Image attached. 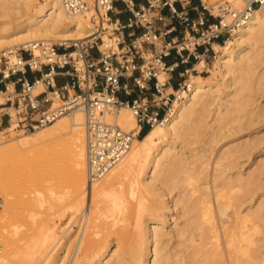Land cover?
I'll use <instances>...</instances> for the list:
<instances>
[{"label": "bare ground", "instance_id": "bare-ground-1", "mask_svg": "<svg viewBox=\"0 0 264 264\" xmlns=\"http://www.w3.org/2000/svg\"><path fill=\"white\" fill-rule=\"evenodd\" d=\"M93 35L88 14L70 17L53 1L0 0L1 48L35 40L69 46ZM102 39L105 42V36ZM218 50L214 64L222 83L200 75L187 78L188 89L167 122L135 138L128 153L100 180L87 179L81 109L29 135L15 137L8 129L11 139L0 141V188L11 182L13 190L36 194L18 203L52 208L45 182L51 178L67 183L70 201L59 197L55 214L61 216L69 208L71 223L85 215L69 250L70 238L58 237V221L39 210L38 217L33 215L23 232L18 231V239V233L12 236V256L24 254L27 264H264L258 250V244H264V199L254 210L249 208L264 189V128L242 142L220 146L248 126L264 125V105L251 94H264V5ZM221 86L224 97L218 94ZM129 110L120 109L114 120L120 128L136 131ZM104 117L111 122L110 116ZM61 136L67 137L59 155L45 157L44 149ZM245 158L253 167L242 173L240 160ZM1 213L2 237L4 214L11 213L14 223L24 214Z\"/></svg>", "mask_w": 264, "mask_h": 264}, {"label": "built area", "instance_id": "built-area-1", "mask_svg": "<svg viewBox=\"0 0 264 264\" xmlns=\"http://www.w3.org/2000/svg\"><path fill=\"white\" fill-rule=\"evenodd\" d=\"M60 4L68 16L88 14L93 33L86 41L56 44L35 40L0 48V131L34 132L58 118L81 109L85 114L87 179L100 180L154 125H164L174 106L183 99L185 81L172 88L161 72L173 70L165 59L174 52L184 62L187 51L197 61L214 51L213 44L226 40L246 24L264 0L199 1L193 8L197 17L178 10L177 0H146L136 6L133 0H41ZM129 12L121 22L115 4ZM168 10V16L163 10ZM176 19L184 27L179 40H167ZM106 24V25H105ZM111 27L109 37L115 46L104 42L102 34ZM129 30L126 42L120 34ZM140 30V32H136ZM202 47L201 53L198 48ZM185 70L186 77L189 72ZM58 78L64 79L61 84ZM129 107L136 131H124L105 115ZM1 207V200H0Z\"/></svg>", "mask_w": 264, "mask_h": 264}, {"label": "rangeland", "instance_id": "rangeland-1", "mask_svg": "<svg viewBox=\"0 0 264 264\" xmlns=\"http://www.w3.org/2000/svg\"><path fill=\"white\" fill-rule=\"evenodd\" d=\"M215 1H217V0H203V2H205L206 4H211V3L215 2ZM111 33H112L111 27L108 26V30H106L102 36H105V42H109L110 44H113L115 46V40H116V38H113L112 39L113 41L112 40H107V39L110 38L109 35ZM111 37H116V34H111ZM70 44L71 43H69V45ZM221 45H223V44H221ZM220 46H218V48H214V51L212 53L208 54L207 57H201V59L203 58V60H204L202 67L199 69V71L197 70V72H194V71L193 72H190L189 75L190 76L191 75H200V76L206 78V80H208V81L215 80V81H218V83H222L221 82L222 79L219 76V74L217 73V70H216V67H215V64H214V60H215L216 55L219 52L218 49H219ZM260 67L261 66H259L258 68H260ZM189 77H184V78L187 79ZM159 78L160 79H165L166 78V72H161L159 74ZM225 91H226V89L221 86V89H220V91L218 93L220 95V97H224V92ZM251 94H253V96L257 100L256 101L257 104L264 105V94L261 95V93L258 94V92L257 93L254 92V93H251ZM0 101H1V99H0ZM257 104H254V105H257ZM130 113H131V111H130ZM116 114H117V112L115 114H107L108 116L111 117V119H112L111 122H115L114 116ZM257 125H259V124H257ZM257 125H255V128H254V125L252 127L251 126H248V128L246 126L245 128H247V130L245 129V131L244 130H243V132L241 131L239 134H236V136L233 135V138L230 137V138L225 139L220 146H222V145H230V144L236 143V142H242V140L244 141V139L248 138L250 136V134L254 133L255 131H257L260 128H264V125H262V126L260 125L259 127H257ZM48 126H46V127H48ZM46 127H44V128H46ZM249 127H251V128H249ZM41 129H43V128H41ZM122 129H124L125 131H128L129 130V129H126V128H123V127H122ZM31 133L32 132L14 131L13 132V135L15 137H19V136L21 137V136H24V135H29ZM66 137L67 136H61V137H58V138L52 140L51 143L44 149L43 155L45 157H48V158L49 157H56V156H58L59 155V152L61 150V147H62V143H63L62 141ZM9 139H11V137L8 134V130H2V131H0V141L7 142ZM262 149H264V147H262ZM240 161H241V165L239 166V168H241L240 171L242 173L248 172L249 169H251L253 167V165H251L252 162L250 160L248 162V160H246V158H245V160L244 159H241ZM45 186H47V188L49 189V191H51L50 196H48V199L50 200V203L53 204L52 208H49V205H47L46 203L44 204V207H41V208H39V206H36V208H35V207L31 206V204H25V205H23L24 204L23 202H22V204H21V202L18 203V201H22L21 198L27 199V198H31L32 196L34 198V196H36V194L34 195V193H32L33 191L30 192L29 190H23V191L22 190L21 191L13 190L12 189V186H11V182L10 183L7 182L6 185H3L2 188H0V200H1L0 214H2L1 212H3V211H7V212L12 211V214H13V212L15 214L14 216H16L17 213H19V215H20L23 212V214H24L21 217L19 216L18 221L15 220V221H17V223H14V221H12V220H14L13 219V216H12V218L10 217L11 215L9 216V214H11V213H7V215L4 214L5 225H4L3 229H2V232L6 234V236L4 234L3 235L5 237H7V238H3L4 237L3 235H2V237L0 236V239L3 238L2 240L4 241V242H1L0 243V256L2 255L0 257V262H1L0 264H3V263L4 264H22V263L24 264V263H26V262H24L25 261L24 260V257H25L24 254H19V253L16 254L15 253V257L12 256V253H11L12 252V249L11 248H13L15 246V243L12 242L14 244V246L12 247V245H11V247H10V244H12L10 241H14V240L18 239L21 236V234H19L18 231L20 233H22L23 230H24L23 227L25 228L26 222L32 221L33 220V215H34V219L36 217H38L37 214H38V211L39 210H42L43 211L40 214H42L44 216H49L50 215V217L53 216L52 218L54 219V221H56V223L58 221V223H57L58 226H59L58 227L59 228L58 229V237H60L63 241H65L68 238H70V242L71 243H70L69 250H72V243L74 242V239L76 238V234L77 233L80 234V229H81V227L83 225V222L85 220L84 219L85 218V215L83 214L82 216H78V218L75 220V222L71 223L70 217H69L70 216V213H71V210H69V208H68L67 209V212L65 211V213L63 214L64 216L62 214H61V216H59V214H57L58 213L57 212V209H58V206H59V197H63L66 202H69L70 201V199H69L70 186L67 183H56V181L54 179H51V178L48 179L45 182ZM262 192H264V189H261V191L259 190V192L257 193V195H258L259 198L255 197V199L250 202L251 207H249V208H252V210H254L255 206L258 204V201L260 199H264V196H259L260 193H262ZM27 205L30 206V207H26ZM85 206H86V201L83 204V208ZM91 207H92V204H91ZM246 207H247V205H244L242 207L243 212H246V210L248 209V207H247V209H246ZM250 211H251V209H250ZM55 212H57V213L55 214ZM174 212L175 211H173L172 213H174ZM27 215H28V217H27ZM7 216L9 217V220H8V217ZM58 216L60 217L59 219H58ZM31 217H32V219H31ZM15 219H16V217H15ZM9 221H12V223L9 222ZM171 222H172V218L169 217L168 222H167V226L168 227L171 224ZM262 222H264V221H261V225H262L261 227H264V223H262ZM6 224H8V225H6ZM6 228H8V229L6 230ZM15 228H17V229H15ZM261 229L264 230V228H261ZM92 231H94V230L93 229H89V232H92ZM10 232L13 235H11ZM13 232H15V233H13ZM17 233H18V235H15L16 236V239H14L15 238L14 234H17ZM73 237H74V239H73ZM71 238H72V240H71ZM7 239L10 242V243L7 242L8 244L6 243V241H8ZM261 243H264V242H261ZM258 246H259V249L258 250L259 251L261 250L260 252L262 254H264V244H260L259 243ZM9 248H10V250H9ZM7 249H8V251H7ZM20 255H22V256L20 257ZM262 256H264V255H262ZM16 257H17V259H16ZM21 258L23 260H20ZM3 259H5V260H3ZM15 259H16V263H14V260ZM25 259H26V257H25ZM21 261H23V262L22 263H19Z\"/></svg>", "mask_w": 264, "mask_h": 264}, {"label": "crops", "instance_id": "crops-1", "mask_svg": "<svg viewBox=\"0 0 264 264\" xmlns=\"http://www.w3.org/2000/svg\"><path fill=\"white\" fill-rule=\"evenodd\" d=\"M133 2L135 3L136 6H139V5L145 4L146 0H133ZM176 7L180 11L181 10L187 11L190 14L191 17L196 18L197 17V12L193 8H197L198 9L199 1L198 0H177ZM115 9L117 11V14H113L112 16L118 17L120 19V21L123 22V23L126 22V19L128 18V16L130 14L124 8V6L121 3H116L115 4ZM163 14L165 16H168V10L164 9L163 10ZM167 24H168V26H171L173 28V32L170 35H168L167 40H169L171 38L173 40H175V41L179 40L182 37L183 33H184V27L176 19L168 20ZM136 32H140V30H136ZM129 34H130L129 30H124L120 34L121 39H123L124 41L128 42L131 39ZM220 45L213 44V47L214 48H218V46H220ZM202 50H203L202 47L198 48V52L199 53H201ZM183 54H184V62H182V63L180 62V58L174 52H172L171 56H169V57H167L165 59V63H166L167 66H170L175 61L179 62L178 66L176 68H174L173 70L164 71V72H166V78L169 80L170 86L172 88H177L178 85L181 84L183 82V80H185V78H184V77H186L185 70H192V69L193 70L194 69L198 70L195 67V65L200 63L201 61L204 62L203 58L200 59L199 61H197L187 51L183 52ZM207 56H205V57H207ZM63 80L64 79H62V78H58V83L61 84L63 82Z\"/></svg>", "mask_w": 264, "mask_h": 264}, {"label": "trees", "instance_id": "trees-1", "mask_svg": "<svg viewBox=\"0 0 264 264\" xmlns=\"http://www.w3.org/2000/svg\"><path fill=\"white\" fill-rule=\"evenodd\" d=\"M143 135H144V134H143ZM143 135H142V136H143ZM142 136H141V137H142Z\"/></svg>", "mask_w": 264, "mask_h": 264}]
</instances>
